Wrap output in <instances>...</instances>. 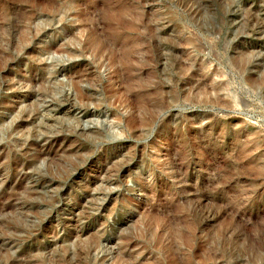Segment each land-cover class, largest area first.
I'll return each instance as SVG.
<instances>
[{"label": "rangeland", "instance_id": "rangeland-1", "mask_svg": "<svg viewBox=\"0 0 264 264\" xmlns=\"http://www.w3.org/2000/svg\"><path fill=\"white\" fill-rule=\"evenodd\" d=\"M30 1L0 0V264H264V0Z\"/></svg>", "mask_w": 264, "mask_h": 264}, {"label": "bare ground", "instance_id": "bare-ground-1", "mask_svg": "<svg viewBox=\"0 0 264 264\" xmlns=\"http://www.w3.org/2000/svg\"><path fill=\"white\" fill-rule=\"evenodd\" d=\"M21 1V0H20ZM12 2V1H11ZM15 2V1H14ZM13 2V3H14ZM27 2V1H26ZM30 2H33L35 8L36 7H39L41 5V0H31ZM10 3V2H9ZM43 3V2H42ZM44 4V3H43ZM49 6V5H48ZM54 6V5H53ZM42 7V6H41ZM43 8V7H42ZM50 9V7H49ZM55 10V9H54ZM23 12V10H22ZM108 13V12H107ZM109 14V13H108ZM25 15V14H24ZM17 17V16H15ZM20 17V16H19ZM24 18V16H23ZM22 16H21V19H19L18 21V18L13 20V19H9V18H4V21L8 24H12V23H15L19 26H22L24 25L25 23V20H23ZM16 21V22H15ZM25 42V37H22L20 39V46L21 44H23ZM19 46V47H20ZM23 46V45H22ZM4 59V58H3ZM221 90V87L220 86H217L215 84H212L210 85V87H206V86H203L202 88L198 89V91L196 92L195 94V97L193 98V100L195 99V101L199 104H204V105H212V106H217V107H224V108H230L231 106V103L226 101V100H223L221 96H219V92ZM192 123V122H191ZM200 143V142H199ZM210 152V151H209ZM206 153V152H205ZM190 160V159H189ZM193 164V163H192ZM198 167L199 168H202V160L201 161H198ZM205 168V167H204ZM208 169V168H207ZM215 169V168H214ZM213 171V170H212ZM217 171V170H216ZM214 176V175H213ZM205 184V183H204ZM202 185H203V181L200 182L197 186H196V190L195 192H191L189 194V200L191 202H194L195 204L197 203V205L200 203V201L202 200V193H201V189H202ZM215 185V184H213ZM207 187V186H206ZM192 187L190 185V191H191ZM210 208V207H209ZM222 210V214H227L226 213V208H223L221 209ZM228 210V209H227ZM218 214V213H217ZM243 223V222H242ZM90 248H91V245H90ZM88 248V251L89 249ZM84 252V251H83ZM89 252H87V255H88Z\"/></svg>", "mask_w": 264, "mask_h": 264}]
</instances>
